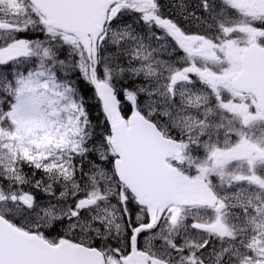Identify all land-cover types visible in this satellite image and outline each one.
Returning a JSON list of instances; mask_svg holds the SVG:
<instances>
[{"label": "snow or ice", "instance_id": "obj_1", "mask_svg": "<svg viewBox=\"0 0 264 264\" xmlns=\"http://www.w3.org/2000/svg\"><path fill=\"white\" fill-rule=\"evenodd\" d=\"M0 69V264H264V0H0Z\"/></svg>", "mask_w": 264, "mask_h": 264}, {"label": "trees", "instance_id": "obj_2", "mask_svg": "<svg viewBox=\"0 0 264 264\" xmlns=\"http://www.w3.org/2000/svg\"><path fill=\"white\" fill-rule=\"evenodd\" d=\"M83 87L85 89H87V95H86V98L89 99V103L90 104H95V101L93 100L92 101V98H93V93H92V89H91V86H88V85H83ZM92 97V98H91ZM94 99V98H93Z\"/></svg>", "mask_w": 264, "mask_h": 264}, {"label": "flooded vegetation", "instance_id": "obj_3", "mask_svg": "<svg viewBox=\"0 0 264 264\" xmlns=\"http://www.w3.org/2000/svg\"><path fill=\"white\" fill-rule=\"evenodd\" d=\"M196 3V0H192L191 4H195Z\"/></svg>", "mask_w": 264, "mask_h": 264}, {"label": "rangeland", "instance_id": "obj_4", "mask_svg": "<svg viewBox=\"0 0 264 264\" xmlns=\"http://www.w3.org/2000/svg\"><path fill=\"white\" fill-rule=\"evenodd\" d=\"M26 171H27V169H26Z\"/></svg>", "mask_w": 264, "mask_h": 264}]
</instances>
